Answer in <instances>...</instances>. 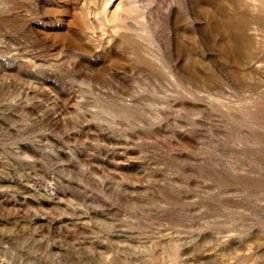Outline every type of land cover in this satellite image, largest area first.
<instances>
[{
	"label": "rangeland",
	"instance_id": "374dc122",
	"mask_svg": "<svg viewBox=\"0 0 264 264\" xmlns=\"http://www.w3.org/2000/svg\"><path fill=\"white\" fill-rule=\"evenodd\" d=\"M0 264H264V0H0Z\"/></svg>",
	"mask_w": 264,
	"mask_h": 264
},
{
	"label": "bare ground",
	"instance_id": "6f19581e",
	"mask_svg": "<svg viewBox=\"0 0 264 264\" xmlns=\"http://www.w3.org/2000/svg\"><path fill=\"white\" fill-rule=\"evenodd\" d=\"M116 10V9H115ZM112 11L110 12V15H111ZM113 14V13H112ZM121 16V15H120ZM127 16V15H126ZM116 17V16H115Z\"/></svg>",
	"mask_w": 264,
	"mask_h": 264
}]
</instances>
